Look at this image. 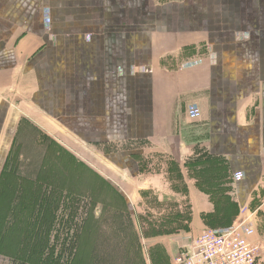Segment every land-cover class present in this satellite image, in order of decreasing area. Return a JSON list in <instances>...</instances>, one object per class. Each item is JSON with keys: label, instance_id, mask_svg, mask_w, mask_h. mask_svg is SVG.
Instances as JSON below:
<instances>
[{"label": "crops", "instance_id": "0c3cea01", "mask_svg": "<svg viewBox=\"0 0 264 264\" xmlns=\"http://www.w3.org/2000/svg\"><path fill=\"white\" fill-rule=\"evenodd\" d=\"M15 117L101 153L133 209L162 194L170 157L191 201L183 238L230 197L264 255V0H0V138ZM202 152L213 171L185 175Z\"/></svg>", "mask_w": 264, "mask_h": 264}, {"label": "rangeland", "instance_id": "374dc122", "mask_svg": "<svg viewBox=\"0 0 264 264\" xmlns=\"http://www.w3.org/2000/svg\"><path fill=\"white\" fill-rule=\"evenodd\" d=\"M9 124L11 129H6ZM44 127L41 129L29 119L15 117L7 121L3 131L1 129V232L5 245L17 249L0 254V264H23V253L15 255V252L28 242L40 247L56 245L63 250V260L67 263L68 254L75 247L81 245L86 251L90 248L88 239L78 240L72 236L74 232L85 231L92 223L99 225L94 244L102 255L98 264H154L152 254L171 264V260L203 232L183 238L191 229V201L186 198L183 174L179 176L180 168L170 157L165 158V167L155 169L157 174L164 173L165 183L159 190L162 194L141 192L138 201L134 200L137 208L133 209L132 203L119 194L112 182L121 185L123 182L125 186L126 176L121 177L101 153L48 131L47 125ZM204 155L202 152L194 164L188 161L182 168L184 174L212 172L210 158L201 159ZM225 168L214 167V173L226 177ZM215 186L219 191L221 185ZM229 190L230 187L224 192ZM12 210L18 213L17 224L22 230L26 226L23 217L32 216L37 239H23L16 229L11 235ZM92 216L96 222L92 221ZM237 219L238 216L232 219L233 225ZM49 228L51 236L46 242L41 233ZM263 257L261 253L262 264Z\"/></svg>", "mask_w": 264, "mask_h": 264}, {"label": "trees", "instance_id": "16d2710c", "mask_svg": "<svg viewBox=\"0 0 264 264\" xmlns=\"http://www.w3.org/2000/svg\"><path fill=\"white\" fill-rule=\"evenodd\" d=\"M224 170L226 173H228L226 168ZM212 202L214 204V211L205 217V221L207 225L213 229L219 227L220 228L231 227L234 223L232 219L237 217L239 214V209L237 204L232 202L230 197H226L225 199H217L214 197V199H212ZM88 216L89 218H91L90 214ZM23 218L25 220L26 226L22 230L19 229L17 224L18 213L15 210L11 211V223H13V228L11 229V235H13L14 229H16L19 237H22L23 239H27L29 241L33 238L37 239L38 233H36L33 227L35 226V224H32V220H33L32 216L28 214ZM92 221L96 222L97 220L94 219V217L92 216ZM18 223H20V220L18 221ZM30 226H32L31 229H29ZM2 227L3 225L2 223H0V254H5L8 252L12 253L17 248H11L5 245V243L3 242V232H1ZM98 227L99 225H97L96 223H92V225L88 226L85 231L80 230L78 232L73 233L72 237L74 239H78V240H81L83 238L88 239V242H90L88 247L90 248L86 251V248L85 247L83 248L81 245L75 247V249L68 254L69 257L67 263L63 260L64 259L63 250L57 249L56 245H53L52 247H45V246L40 247L39 244L31 245L28 242L26 246H22V247L20 246L18 251L15 252V255H21L23 253V256L21 257L24 261L23 264H95V262L96 264H98L97 261H99L102 258V255L99 253L101 251L95 249L96 246L94 245L95 242L97 241V236L99 234ZM41 234L43 237H45L47 242L49 236H51V228H49V230L47 229L45 232H42ZM45 250L47 252H45ZM152 256H153L152 258L154 264H168V262L164 261L162 258L160 259L155 258L153 254ZM15 259H20V258L15 257Z\"/></svg>", "mask_w": 264, "mask_h": 264}, {"label": "built area", "instance_id": "2783aa9c", "mask_svg": "<svg viewBox=\"0 0 264 264\" xmlns=\"http://www.w3.org/2000/svg\"><path fill=\"white\" fill-rule=\"evenodd\" d=\"M188 117L198 120L202 112L192 106ZM244 178V173L240 171L232 176L234 183H240ZM254 235V228L246 220L224 231L205 229L174 258L172 264H262L261 247L252 240Z\"/></svg>", "mask_w": 264, "mask_h": 264}]
</instances>
